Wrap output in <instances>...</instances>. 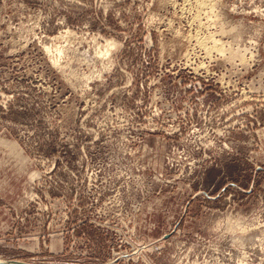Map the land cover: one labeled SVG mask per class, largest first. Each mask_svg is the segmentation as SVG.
I'll return each instance as SVG.
<instances>
[{
    "label": "rangeland",
    "instance_id": "obj_1",
    "mask_svg": "<svg viewBox=\"0 0 264 264\" xmlns=\"http://www.w3.org/2000/svg\"><path fill=\"white\" fill-rule=\"evenodd\" d=\"M0 260L264 264V0H0Z\"/></svg>",
    "mask_w": 264,
    "mask_h": 264
},
{
    "label": "water",
    "instance_id": "obj_2",
    "mask_svg": "<svg viewBox=\"0 0 264 264\" xmlns=\"http://www.w3.org/2000/svg\"><path fill=\"white\" fill-rule=\"evenodd\" d=\"M12 263H21V264H32L28 262L18 261V260H5L3 262H0V264H12Z\"/></svg>",
    "mask_w": 264,
    "mask_h": 264
},
{
    "label": "bare ground",
    "instance_id": "obj_3",
    "mask_svg": "<svg viewBox=\"0 0 264 264\" xmlns=\"http://www.w3.org/2000/svg\"><path fill=\"white\" fill-rule=\"evenodd\" d=\"M113 44H114L113 42H109V43L107 44V46L105 47L106 52L108 51L107 47L110 46V45H113ZM107 53H108V52H107ZM3 261H5V260H0V262H3ZM12 264H21V263H12ZM26 264H27V263H26Z\"/></svg>",
    "mask_w": 264,
    "mask_h": 264
}]
</instances>
